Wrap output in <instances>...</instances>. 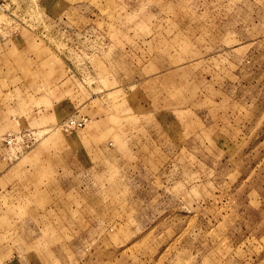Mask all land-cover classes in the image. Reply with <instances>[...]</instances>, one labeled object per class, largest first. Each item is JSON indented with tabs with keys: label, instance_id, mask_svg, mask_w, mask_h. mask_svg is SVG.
Returning a JSON list of instances; mask_svg holds the SVG:
<instances>
[{
	"label": "rangeland",
	"instance_id": "374dc122",
	"mask_svg": "<svg viewBox=\"0 0 264 264\" xmlns=\"http://www.w3.org/2000/svg\"><path fill=\"white\" fill-rule=\"evenodd\" d=\"M0 264H264V0H0Z\"/></svg>",
	"mask_w": 264,
	"mask_h": 264
}]
</instances>
